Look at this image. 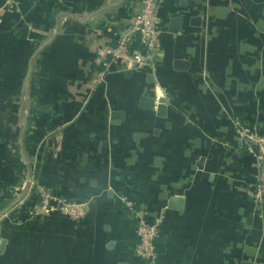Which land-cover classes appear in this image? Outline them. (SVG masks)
<instances>
[{"label":"crops","instance_id":"crops-1","mask_svg":"<svg viewBox=\"0 0 264 264\" xmlns=\"http://www.w3.org/2000/svg\"><path fill=\"white\" fill-rule=\"evenodd\" d=\"M142 0H0V264H145L137 215L163 216L157 264H264L251 197L264 135V0H161L154 70L94 86L98 49ZM88 205L30 218L25 181Z\"/></svg>","mask_w":264,"mask_h":264},{"label":"built area","instance_id":"built-area-1","mask_svg":"<svg viewBox=\"0 0 264 264\" xmlns=\"http://www.w3.org/2000/svg\"><path fill=\"white\" fill-rule=\"evenodd\" d=\"M161 0H142V8L131 22L127 33L117 38L114 45H103L98 49L97 68L93 78L94 86L105 80L113 71L154 70L160 55V34L162 25L159 20ZM140 46L133 47L134 39ZM238 148L242 152L256 154L259 158V172L251 193L256 211L264 208V135L243 123L237 124ZM33 176L25 181V193L29 199L27 212L30 218L65 214L72 219H82L87 214L88 205L68 198L57 197L50 189L39 184L35 186ZM128 205L137 215L138 242L135 253L145 264H157L155 240L160 235L163 216L148 219L129 202Z\"/></svg>","mask_w":264,"mask_h":264},{"label":"trees","instance_id":"trees-1","mask_svg":"<svg viewBox=\"0 0 264 264\" xmlns=\"http://www.w3.org/2000/svg\"><path fill=\"white\" fill-rule=\"evenodd\" d=\"M141 44H140V42H139V40H138V38L137 39H134V42H133V47H138V46H140Z\"/></svg>","mask_w":264,"mask_h":264},{"label":"rangeland","instance_id":"rangeland-1","mask_svg":"<svg viewBox=\"0 0 264 264\" xmlns=\"http://www.w3.org/2000/svg\"><path fill=\"white\" fill-rule=\"evenodd\" d=\"M25 194H26V192H25Z\"/></svg>","mask_w":264,"mask_h":264}]
</instances>
